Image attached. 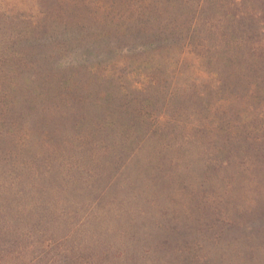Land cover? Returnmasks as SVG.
I'll return each instance as SVG.
<instances>
[{"label":"rangeland","instance_id":"374dc122","mask_svg":"<svg viewBox=\"0 0 264 264\" xmlns=\"http://www.w3.org/2000/svg\"><path fill=\"white\" fill-rule=\"evenodd\" d=\"M0 264H264V0H0Z\"/></svg>","mask_w":264,"mask_h":264},{"label":"trees","instance_id":"16d2710c","mask_svg":"<svg viewBox=\"0 0 264 264\" xmlns=\"http://www.w3.org/2000/svg\"><path fill=\"white\" fill-rule=\"evenodd\" d=\"M150 8H152V7H150ZM137 11H138L139 13H141V10H138V9H137ZM155 11H156V10H155ZM142 14H144V15H145V13H144V12H143Z\"/></svg>","mask_w":264,"mask_h":264}]
</instances>
